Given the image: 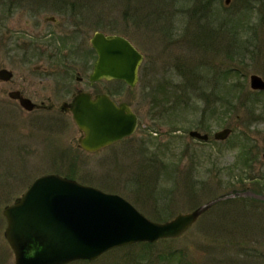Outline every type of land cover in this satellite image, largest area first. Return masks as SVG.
Returning <instances> with one entry per match:
<instances>
[{
  "label": "rangeland",
  "instance_id": "374dc122",
  "mask_svg": "<svg viewBox=\"0 0 264 264\" xmlns=\"http://www.w3.org/2000/svg\"><path fill=\"white\" fill-rule=\"evenodd\" d=\"M130 1H80V6L87 4L83 9L86 20L96 23L85 22L80 27L82 31L75 34L65 22L64 32L58 34L68 36L64 42L79 45L82 50L79 56L68 59L73 69L71 77L49 59V76L45 79L33 71L39 59L24 63L22 51H7L15 43L8 29L23 28L25 15L17 13L1 26L6 46L0 49V67L11 69L14 75L13 82L0 81V264H14L13 251L3 235V208L22 194L35 177L49 172L63 175L67 167L76 170L74 178L78 182L121 195L155 221L171 219L220 197L217 205H212L177 238L151 245L134 243L109 250L93 261L87 260L89 263L68 264H264V94L249 87L250 74L264 79V26L258 21L264 12L253 13L255 38L243 32L237 39L238 46L228 47L217 27L226 13L224 0H206L210 2L207 14L202 13V0H132L136 9L128 12ZM155 5L157 18L164 26L160 27L154 16H141L145 7ZM126 13L132 15L133 22ZM205 27L215 28V35L209 38V45L201 47L199 35ZM95 31L121 35L141 52L134 87L104 80L88 84L92 67L83 64V49H91L90 38ZM249 37L253 40L247 41ZM52 40L44 38L48 52L56 50L60 43ZM226 69L234 71L232 75L244 74L242 102L236 100V112H219L205 119L197 111L202 102L195 95L204 87L210 99L211 90L215 96L223 94L222 75ZM77 71L83 77L81 82L75 80ZM184 81L188 83L187 90L182 88ZM57 83L65 84L68 92L60 90ZM16 87L37 90L49 97L55 108L79 88L108 93L116 102L131 104L138 115V125L125 139L86 152L70 143L72 137L79 136L70 115L63 116L58 109L25 111L7 96ZM238 92L237 89L235 93ZM198 122L205 128L198 127ZM62 124L63 129L57 131ZM223 127L232 128L230 136L226 140L214 139L213 133ZM192 129L207 132L208 140L190 137ZM238 137L244 141L240 142L253 146L251 153L256 157L248 163L249 169L237 159L238 147H228L238 146L234 141ZM236 163L239 166L235 167ZM230 167L233 171L228 170ZM226 199L233 200L236 207L226 205Z\"/></svg>",
  "mask_w": 264,
  "mask_h": 264
},
{
  "label": "water",
  "instance_id": "95a60500",
  "mask_svg": "<svg viewBox=\"0 0 264 264\" xmlns=\"http://www.w3.org/2000/svg\"><path fill=\"white\" fill-rule=\"evenodd\" d=\"M230 0H224L228 5ZM96 60L91 81L121 80L134 87L142 54L125 37L95 32L90 39ZM13 72L0 69V81H8ZM249 87L264 91V79L249 75ZM8 97L26 111L36 104L17 90ZM60 110L69 111L83 136L82 149L95 152L130 136L137 127V116L127 102L116 103L107 93L91 97L78 91ZM230 127L213 133L225 140ZM189 136L206 141L207 133L192 129ZM264 161V152L261 155ZM217 200H210L189 212L177 213L164 221H155L140 212L126 198L55 172L35 177L26 190L6 205L4 238L14 254V264H68L93 261L111 249L141 242L181 236Z\"/></svg>",
  "mask_w": 264,
  "mask_h": 264
},
{
  "label": "flooded vegetation",
  "instance_id": "af4514ba",
  "mask_svg": "<svg viewBox=\"0 0 264 264\" xmlns=\"http://www.w3.org/2000/svg\"><path fill=\"white\" fill-rule=\"evenodd\" d=\"M80 1L81 0H0V27L4 26V21L7 18H9V17L11 18L17 13H20V14L25 15L27 17V19L25 20V24H24L23 28H18L17 30L14 28L8 29V30H11V37L15 38V43L12 44V46L9 47V49L7 51L8 52H10V50L17 51V49L22 51L21 59L24 61V63L32 62V60L34 58L39 59L38 60L39 62L33 66V71L38 75L40 74L45 79H47L49 76V71H48V66H47V63H48L47 60H49V59L50 60L52 59V61H56L58 63V65H60V69L62 70V72L64 74H66V76L71 77L73 75V71H72L73 69L71 66H68V64H69L68 59L71 56H73L74 58L76 55L79 56L80 55L79 51H82V50H81L79 45L74 46V45L66 44L64 42V40H67L68 36L64 38V36H61L58 34L64 32L65 22L70 27L73 28V31L75 34L79 33V31L80 32L82 31V29L80 27L82 25H84L85 22L93 23V25H94V23H96L95 21H92L91 19L86 20V17L84 16L83 9L85 7H87V4L85 3L82 6H80ZM130 2H132V0ZM127 3H129V2H127ZM135 4H136V2L135 3H133V2L129 3V7L127 6V8H126L128 10V12L134 11L136 9ZM81 7H82V9H81ZM155 7H153V8L152 7H145V9L141 12V16L143 18H147L149 16H154L158 20V18H157L158 17V13H157L158 6L155 5ZM126 14H127L126 18L132 17V15H130V13H126ZM130 21L133 22V18H130ZM159 23H160V27L164 26L160 21H159ZM2 27L0 29L1 30V32H0V49H4L6 46V44L3 40V36L5 33L2 32ZM95 32H97V31H95ZM23 37H25V38H23ZM46 37H52L53 40L60 42L59 45L57 46L56 50H51L50 52H48V49L45 48V46L47 47L46 41H44V38H46ZM55 37H58V38L55 39ZM20 38H22V39L19 42ZM24 39H26V40H24ZM90 44H91V42H90ZM63 50H67L68 53L66 52L65 54H61V52ZM5 52H6V50H5ZM90 57L93 59L92 62H90V59H89ZM96 57H97L96 52H95V49L92 47V45H91V49H89V50L83 49V58H84L83 64H85V65L89 64L90 68L92 67L90 73L87 76L88 84H90V85H92L96 82H99V81H91L90 80V74L92 72ZM43 62H46V64H43ZM1 68H7V67H0V69ZM7 69H9V68H7ZM9 70H11V69H9ZM138 72H139V69H138ZM75 74H76L75 75L76 81H78V82L83 81V77L81 76V72L77 71ZM13 75L8 81H1V82H5V83L13 82L12 81ZM42 77L40 79L41 83L43 81ZM110 81L112 82V81H121V80H110ZM123 84L127 85L125 82ZM57 85L59 86L58 88H60V90L65 91L66 93L68 92V88L65 84L57 83ZM128 87H130V86H128ZM11 90L19 91L22 95L29 98L32 102H34L36 104V107L34 109L27 111V112L41 111V110L42 111H54V110L57 111L56 109H58L63 116L64 115H70L72 118V115L69 111L60 110V106H59V108H55L56 107L55 103L49 97H46V96H43V94H40L37 90L30 92L28 90H25L24 88H19V87L13 88ZM80 90H83V89H80V88L77 89L75 92L72 93V95L69 99L63 100L62 102H70L73 99L74 95ZM83 91H87V90H83ZM8 92H7V96H8ZM87 92L90 93L91 97H94L97 94V93H93L90 91H87ZM108 95H110V97H111V94H108ZM116 103L118 104L120 102H116ZM127 103L130 106V108L132 109L131 104L129 102H127ZM132 111L136 114V112L134 110H132ZM136 116H137V125H138L139 118H138L137 114H136ZM61 121L63 122V120H61ZM62 126H63V124L60 126H57L56 130L57 131L59 129L62 130L63 129ZM78 132H79V136H77L76 138L72 137V139L70 140V143H72V145H75L76 148L82 149V147L80 146L79 139L83 136V134L81 133V131L79 129H78ZM82 150H84V149H82ZM84 151H86V150H84ZM63 155H66V154L63 153ZM53 157H55V156H53ZM64 158L66 159V157H64ZM69 159H70V157H68V161H69ZM64 176H66V175H64ZM66 177H68V176H66ZM69 178L75 179L74 177H69Z\"/></svg>",
  "mask_w": 264,
  "mask_h": 264
},
{
  "label": "trees",
  "instance_id": "16d2710c",
  "mask_svg": "<svg viewBox=\"0 0 264 264\" xmlns=\"http://www.w3.org/2000/svg\"><path fill=\"white\" fill-rule=\"evenodd\" d=\"M207 1L202 0V2H201L200 7L202 10H204V11H202L203 14H207V12L209 11L208 6H209L210 2L208 3ZM256 5L258 6L257 9L255 8ZM222 7L225 9L226 13H225V16L223 17L222 21H220V24L217 27H218V31L221 32L222 36L226 38L227 44L226 43L225 44L228 45V47L238 46L237 45V39L239 38V35L243 34V32H245V34H249L251 37L252 36H254V38L256 37L257 27H255L256 24H252L251 21H252V18L253 19L256 18L253 14L254 12L257 11V12H259V14H263V12H264V0H234L231 5L226 6L225 4H223ZM262 17L263 18H260V20H258V21H260L262 26H264V16H262ZM214 29L215 28H213V30ZM213 30H210V28H207V27H205L203 30H201V34L199 35V37L201 36L200 40L203 41V43L200 44L201 47L204 45L205 46L209 45L211 43L209 38H211V36L215 35V32ZM208 36H210V37H208ZM251 37H249L247 39V41L253 40ZM232 72H234V71H232L231 69L230 70L229 69L224 70V75H222L223 76V87H224L223 94H221V95L216 94V96H215L214 90H211L210 95L213 98L210 99L209 93L204 94V90L207 89V87H204L203 90L201 88L202 92L200 94H198L197 96L195 95L197 100L202 102V107H199V109L197 110V111H200L201 117L206 119L207 115H210V117H211V116H214L215 114H218L219 112H224L225 114H230V113L236 112V107H235L236 100L241 101V97L243 95V93H242V95H240V91L242 90V84H243L242 77H244V74L240 73V72H237V73L235 72V74L232 75L231 74ZM181 74L182 73L179 72V75H181ZM115 82L121 83V84L124 83L122 81H115ZM182 88L185 90L188 89V83L186 81H184ZM237 89L239 90V92L235 93V91ZM194 91L192 93H194ZM257 93L259 95L264 94V91H257ZM190 94L191 93L188 92L187 95H190ZM191 100L187 101V102H191ZM192 101H194V100H192ZM257 101H258V99L256 100V102ZM193 109L195 110V108H193ZM197 125L200 128L201 127L205 128V126L203 124H200L199 122L197 123ZM237 140H238V142H237ZM237 140H234V141L236 142V144L238 146H236L235 144H231L228 147L229 148H232V147L237 148L238 147V156L239 157L237 159H241V163L243 162L242 165H244L245 167L248 166L247 169H249L251 167V165L249 166L248 163L253 162L254 158L256 157L254 154L251 153L253 146L252 145H246V143H242L244 141H242L243 139L240 137H238ZM240 141H242V142H240ZM237 164L238 163H236L234 166L235 167L239 166V164L238 165ZM233 169L234 168H231V167L228 168L229 171H233ZM74 170L75 169H73L71 167H67V170L64 171V175H66L68 177H74V174L76 172V170L75 171ZM230 174H233V172H231ZM239 176L240 177L238 179H240L242 181L244 178L241 175H239ZM212 200H214V198ZM232 201L233 200L226 199V200H224V203H226V205H228L230 207H236L234 205L235 202H232ZM218 202L219 201H217L216 203H218ZM216 203L214 205H217ZM224 209L227 210L226 208H223L222 210H224ZM140 244L141 245L142 244L151 245V243H147V242L146 243H140ZM124 247H126V246H124ZM124 247L112 249V250H110V252L124 248ZM75 262L89 263V261H87V260L75 261Z\"/></svg>",
  "mask_w": 264,
  "mask_h": 264
}]
</instances>
